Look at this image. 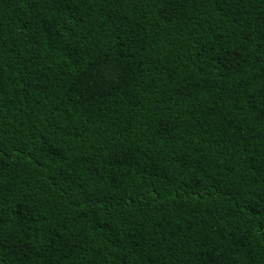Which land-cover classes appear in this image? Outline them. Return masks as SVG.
I'll list each match as a JSON object with an SVG mask.
<instances>
[{
    "label": "trees",
    "instance_id": "1",
    "mask_svg": "<svg viewBox=\"0 0 264 264\" xmlns=\"http://www.w3.org/2000/svg\"><path fill=\"white\" fill-rule=\"evenodd\" d=\"M0 264H264V0H0Z\"/></svg>",
    "mask_w": 264,
    "mask_h": 264
}]
</instances>
